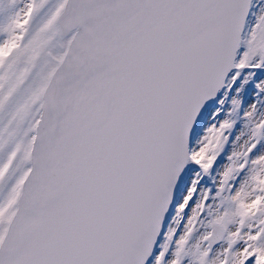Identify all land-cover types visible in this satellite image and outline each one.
I'll return each mask as SVG.
<instances>
[{
  "label": "snow or ice",
  "instance_id": "6c2138e0",
  "mask_svg": "<svg viewBox=\"0 0 264 264\" xmlns=\"http://www.w3.org/2000/svg\"><path fill=\"white\" fill-rule=\"evenodd\" d=\"M0 264H264V0H0Z\"/></svg>",
  "mask_w": 264,
  "mask_h": 264
}]
</instances>
